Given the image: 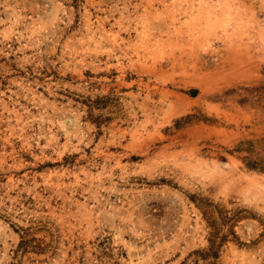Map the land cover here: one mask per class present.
Segmentation results:
<instances>
[{
    "label": "rangeland",
    "instance_id": "obj_1",
    "mask_svg": "<svg viewBox=\"0 0 264 264\" xmlns=\"http://www.w3.org/2000/svg\"><path fill=\"white\" fill-rule=\"evenodd\" d=\"M0 264H264V0H0Z\"/></svg>",
    "mask_w": 264,
    "mask_h": 264
}]
</instances>
